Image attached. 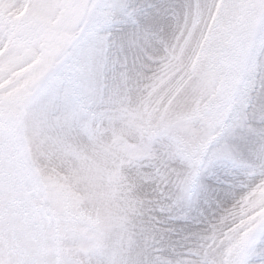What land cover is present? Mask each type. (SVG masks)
<instances>
[{
    "label": "snow or ice",
    "instance_id": "obj_1",
    "mask_svg": "<svg viewBox=\"0 0 264 264\" xmlns=\"http://www.w3.org/2000/svg\"><path fill=\"white\" fill-rule=\"evenodd\" d=\"M0 264H264V0H0Z\"/></svg>",
    "mask_w": 264,
    "mask_h": 264
}]
</instances>
